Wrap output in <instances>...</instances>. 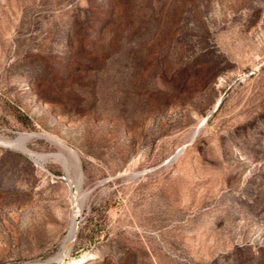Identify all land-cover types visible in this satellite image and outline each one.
<instances>
[{"label":"rangeland","instance_id":"374dc122","mask_svg":"<svg viewBox=\"0 0 264 264\" xmlns=\"http://www.w3.org/2000/svg\"><path fill=\"white\" fill-rule=\"evenodd\" d=\"M0 138V264H264V0H0Z\"/></svg>","mask_w":264,"mask_h":264},{"label":"bare ground","instance_id":"6f19581e","mask_svg":"<svg viewBox=\"0 0 264 264\" xmlns=\"http://www.w3.org/2000/svg\"><path fill=\"white\" fill-rule=\"evenodd\" d=\"M33 136H31L30 134H20V136L17 139H15L13 142H10V144L14 145L15 147H19V148L23 149L24 151L26 150V152H28L29 154L34 156L36 160L37 159L38 160L43 159L45 157V154L43 155V154L33 153L32 151L28 150V148L26 146V142ZM1 140H4V139L0 138V141ZM77 220H78V214H77V212H75V214L72 216V219H71V226H70L69 233H68L69 240L74 239V237L76 236ZM68 238H67V240H68Z\"/></svg>","mask_w":264,"mask_h":264},{"label":"water","instance_id":"95a60500","mask_svg":"<svg viewBox=\"0 0 264 264\" xmlns=\"http://www.w3.org/2000/svg\"><path fill=\"white\" fill-rule=\"evenodd\" d=\"M31 136H33V134H31Z\"/></svg>","mask_w":264,"mask_h":264}]
</instances>
